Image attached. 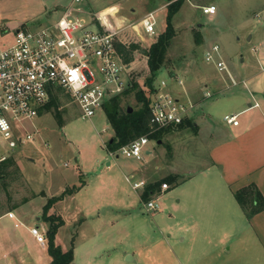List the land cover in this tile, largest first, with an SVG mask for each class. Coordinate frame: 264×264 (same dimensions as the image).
Masks as SVG:
<instances>
[{"label": "rangeland", "instance_id": "374dc122", "mask_svg": "<svg viewBox=\"0 0 264 264\" xmlns=\"http://www.w3.org/2000/svg\"><path fill=\"white\" fill-rule=\"evenodd\" d=\"M168 5L169 0H85L82 3H75L74 0H0V48L12 41L17 30H35L52 24L51 21L56 22L68 9L70 15L89 19L93 14L113 7V18H121L119 21L123 22V26H129L120 33L119 41L126 45L130 43L140 45V50L135 52L134 64L126 72L125 78L129 82H137L141 89L146 79L150 77L147 57L143 53L148 50L149 42L156 41L163 33L162 30L165 31ZM209 5L217 8L213 19H209L202 10V6ZM49 11L51 19L47 17ZM152 11L156 32L154 36L142 32L139 25ZM257 12L258 7L254 0H183L173 19L175 37L167 54L168 66L156 77L154 89L165 80L167 85L173 83L174 91L168 87L175 96L184 100L187 96L195 101L207 99L203 93L204 85H200L195 78L196 72L203 74L205 70L211 77H216L219 73L214 62L206 61L207 51L218 45L220 53L216 55V59L222 58L225 62L232 59L233 64L239 69H246L249 60L246 57L245 44L238 46L236 38L244 33L240 27L241 22L255 16ZM106 17L110 20L111 14ZM117 24L119 25L118 22ZM139 31L141 36L138 38ZM222 32L225 36H220ZM198 38L201 43L197 44ZM139 40H143L144 44ZM243 56L246 57L245 63H242ZM124 106L131 108L132 111L140 107L133 94L127 98ZM55 109L52 108L50 111L45 109L42 115L24 123L26 130L34 134V141L27 146L19 147L20 153L16 160L20 172L9 183L7 188L9 195L0 192V214L12 210L13 205L18 208L25 205L33 197L42 195V190L52 196L58 195L65 184H71V187L78 185L74 178L78 170L84 166H86L84 172L91 180L96 173L102 171L106 176L118 173L114 164L115 158H111L106 150L108 142L113 137V131L107 122L105 111L100 109L92 119L84 120L79 106L64 93L58 97L59 118L56 117ZM196 114L198 115L193 121L199 123L203 113L196 111ZM219 118L216 120L220 121ZM199 137L198 129L193 131L190 128L178 127L171 128L162 135L161 145L150 139L148 148L154 150V156L149 168H153L154 179L161 182V185L165 183L167 179L165 175L173 165L179 169L180 175H188L208 164L207 150L202 146ZM29 159L35 161L30 162ZM125 159L132 163L144 162V158L136 160L123 156H120L119 162ZM108 160L113 162L110 168L106 166ZM156 167H159V170L165 169L166 174L158 173ZM149 183L151 184L150 180L147 184ZM111 195L104 194V200L114 197ZM115 196L116 201L120 195L117 193ZM37 202L39 199H36ZM158 202L161 210L147 212L143 205L136 201V204H133L136 206L135 210L131 215L126 214V211L116 204L115 210L119 209V212L117 211L113 218L114 227L108 231L94 232V221L91 219L85 233L76 236L77 232H81L79 227L82 220H78L70 228H63L60 231L59 242L62 247L69 250L72 247V238L75 239V264H114L115 257L121 258L124 251L129 254L121 258L123 264H242L238 258L242 244L237 242V238L236 241H229L225 245L224 254L223 248H212L207 259L194 257L188 260L187 250L180 252L178 247L181 246V238L189 232L181 229L179 233V227L177 230V226H174L176 218L177 221H181V215L176 216L173 212L172 200L165 202L164 199H160ZM142 209L144 215L141 214ZM11 212L14 213L13 210ZM171 226H174L175 231L171 230ZM198 238H201L200 235ZM198 240V248L203 247V240ZM141 243L144 244L139 247ZM132 254L137 262L127 263V257Z\"/></svg>", "mask_w": 264, "mask_h": 264}, {"label": "crops", "instance_id": "0c3cea01", "mask_svg": "<svg viewBox=\"0 0 264 264\" xmlns=\"http://www.w3.org/2000/svg\"><path fill=\"white\" fill-rule=\"evenodd\" d=\"M254 1L258 12L255 16H250L241 22L240 27L243 28L244 33L236 38L238 46L245 44L246 57L249 60L246 69H239L233 64L232 59L225 62L220 58L225 63L226 70L222 72L218 70L216 77L209 76L206 70L203 74L196 72L195 76L198 83L205 87L203 93H212V98L195 101L192 97L187 96L184 100L176 96L182 101H191L196 105L190 118L193 119L198 115L196 111L203 113L201 122L194 123L198 127L202 146L207 150L208 164L188 175H180L179 169L174 168V165L167 174L165 169L160 171L159 167H156L159 170L158 173L166 174L167 178L172 175L178 176L176 184L166 181L169 188L166 190L160 188L150 201L156 202L159 206L158 210H161L158 202L160 199H164L165 202L172 200L173 212L176 216L181 215V221H177L176 218L174 226H177V230L179 227V233L181 229L189 232L181 238V246L178 247L180 252L187 250L188 260L194 257L205 260L210 256L212 248L221 247L224 254L225 245L229 241H236L235 238H237V242L242 244L238 255L242 264H264V210L248 219L234 196L238 190L255 185L264 198V0ZM103 11H105L103 14H106L114 11V8L108 7ZM150 13L154 15V11ZM47 17L51 19L50 11ZM208 17L213 19L212 16ZM114 19L123 25V22L119 21L121 18L114 17ZM51 23L54 22L51 21ZM223 33H220V36H225ZM139 41L144 44L143 40ZM154 42H149L147 47ZM246 57L243 56L242 63H245ZM133 64L134 62L129 67ZM168 86L174 91L173 83H169ZM256 103L259 107H252ZM229 114L239 116L238 126H230L223 122V117ZM217 117H220V121L216 120ZM157 144L161 145V141H157ZM19 153H16L13 158L16 163L18 161L16 156ZM153 156L154 150L147 146L143 156L144 162L132 163L127 159L119 162L120 156L111 157L116 160L114 164L118 173L106 176L102 171L96 173L93 180L86 176L84 172L86 166H84L78 170L74 178L78 181V185L71 187V184H65L66 186L58 195L52 196L42 190V195L38 193L40 194L38 197H33L25 205L19 208L16 205L11 206L15 215L14 220L6 216L12 210L2 212L0 214V264H49L51 262L47 243L46 246L40 245L30 232L31 228L38 226L45 232L49 229V225L42 220L43 208L47 203L46 198L59 197L67 190H74L50 210V214L60 216L64 221V225L60 227L56 235V244L64 251L67 250L61 246L58 239L63 228H70L78 220H82L79 227L81 232L75 235H83L92 219L94 232L108 231L115 226L113 218L119 212V209L118 212L115 210L116 204L130 215L135 210L136 206L133 204H136V201L144 208L141 195L145 187L134 190L133 184L141 181L147 184L149 180L151 184L158 183V180L154 179L153 168H149ZM29 161L35 160L29 159ZM112 163L108 160L107 168L112 167ZM117 193L120 197L115 201ZM104 194H112L111 196L114 197L104 200ZM36 199H39V202L36 203ZM144 209L141 210L142 215L145 214ZM171 217L174 216L171 215ZM174 226L170 227L172 231H175ZM199 235L201 238H198ZM198 239L203 240L204 246L201 248H198ZM142 244L144 243H141L139 247ZM139 252L142 254L141 250ZM128 254L124 251L120 255L124 258ZM128 257L131 259L127 263L137 262L134 254ZM121 258L115 257L114 264H123ZM75 261L74 253V264Z\"/></svg>", "mask_w": 264, "mask_h": 264}, {"label": "built area", "instance_id": "2783aa9c", "mask_svg": "<svg viewBox=\"0 0 264 264\" xmlns=\"http://www.w3.org/2000/svg\"><path fill=\"white\" fill-rule=\"evenodd\" d=\"M202 10L207 16L217 13L214 5ZM104 12L86 19L70 15L68 9L52 24L35 30H17L12 41L0 48V165L14 158L19 147L34 141V134L26 130L24 123L39 117L59 89L79 106L82 119L89 120L104 109L109 99L129 86L125 74L130 67L123 63L117 51L118 43L125 44L119 41V35L129 26L118 25L113 11ZM139 25L142 32L156 35L153 13ZM137 35L140 36V31ZM219 53L220 47L214 45L207 51L206 61L214 62L222 72L226 66L220 58L216 59ZM205 97H212V93H205ZM195 107L193 102L174 96L166 81L160 82L150 101V133L178 128L192 116ZM238 118L235 114L225 115L223 122L238 126ZM149 140V136H142L114 152H107L110 157L141 160ZM145 185V181L134 183L133 189ZM168 188L166 183L162 185L163 190ZM144 208L150 212L157 211L159 206L149 201ZM6 216L15 219L13 212ZM30 232L40 245L46 246V232L42 228L33 227Z\"/></svg>", "mask_w": 264, "mask_h": 264}, {"label": "trees", "instance_id": "16d2710c", "mask_svg": "<svg viewBox=\"0 0 264 264\" xmlns=\"http://www.w3.org/2000/svg\"><path fill=\"white\" fill-rule=\"evenodd\" d=\"M182 4L183 0H169L165 20V31L156 39L148 50L144 51V54L147 57V66L150 73V77L146 79L144 87H141L140 89L137 82L130 81L129 86L121 94L113 96L105 104L104 111L107 116V121L114 133L113 137L107 144V151L114 152L142 136H149V139L161 141L162 135L170 130L167 129L156 131L152 134L150 133V101L154 91L153 83L156 77L161 71L166 70L168 66L167 54L171 47L172 40L175 37L173 19ZM198 43H201L200 38L197 40V44ZM138 50H140V45L137 43H130L129 45H123L121 43L117 44V51L123 63L126 65H130L134 62L135 52ZM63 93L64 92L59 89L54 95H52L50 103H48L45 108L49 111L52 108H56L55 113L58 118L60 117L58 111V97ZM64 94L70 98L68 94ZM132 94L140 107L137 110L129 112V108L124 105L127 98ZM179 128H190L193 131H197L198 129L192 118H187ZM19 172V167L13 158L0 165V192L3 191L6 195H9V192L7 191V188L10 185L9 183L13 181ZM165 180L176 184L178 182V176H169ZM160 188L161 182L147 185L141 195L142 202L148 203L151 197L156 192H159ZM73 191L74 190H67L59 197L48 199L43 208L42 220L49 225L47 231V246L48 254L52 258L49 264H74L75 239L72 240V247L67 251H64L59 245H57L56 235L60 227L64 225V221L60 216L50 214L51 208ZM234 196L248 219H251L264 210V198L255 185H250L238 190Z\"/></svg>", "mask_w": 264, "mask_h": 264}, {"label": "water", "instance_id": "95a60500", "mask_svg": "<svg viewBox=\"0 0 264 264\" xmlns=\"http://www.w3.org/2000/svg\"><path fill=\"white\" fill-rule=\"evenodd\" d=\"M128 110H129V112H132V109L131 108H129ZM130 259H131V257H127V260H130Z\"/></svg>", "mask_w": 264, "mask_h": 264}]
</instances>
